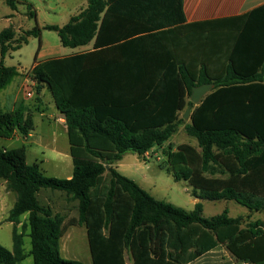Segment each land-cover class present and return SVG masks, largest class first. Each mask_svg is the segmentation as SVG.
Segmentation results:
<instances>
[{"label":"trees","instance_id":"obj_1","mask_svg":"<svg viewBox=\"0 0 264 264\" xmlns=\"http://www.w3.org/2000/svg\"><path fill=\"white\" fill-rule=\"evenodd\" d=\"M4 1L17 10V0ZM183 4L88 0L64 26H36L20 39L12 27L0 32V93L19 75L6 56L42 30L56 32L66 48L93 42L90 52L35 59L36 89L47 87L65 118L73 175L46 176L41 163H27L25 145L0 146V181L17 194L7 217L13 249L0 245V264L28 256L33 264H85L62 257L65 217L40 203L44 189L78 201L70 224L86 227L92 264H190L218 247L237 264H264V221L244 225L228 210L207 218L201 202L235 201L264 213V6L227 28L223 21L187 23ZM209 83L214 89L191 102L193 88ZM188 107L189 118H181ZM181 124L197 146L164 149L161 167L192 187L200 202L190 212L157 200L114 167L126 154L144 158L164 148ZM34 127L24 105L8 112L0 104V138H27Z\"/></svg>","mask_w":264,"mask_h":264},{"label":"rangeland","instance_id":"obj_2","mask_svg":"<svg viewBox=\"0 0 264 264\" xmlns=\"http://www.w3.org/2000/svg\"><path fill=\"white\" fill-rule=\"evenodd\" d=\"M17 10L13 11L4 0H0V32L8 27L14 28L16 32V38L20 39L25 36V33L32 30L36 26L40 27L39 22L47 21V24L62 25L63 21L60 19V15L55 13H62L65 9V4L75 5L82 3L86 0H17ZM12 11V12H11ZM11 12L13 24L9 26L3 17L5 13ZM34 13V17L30 15ZM39 20V22H38ZM46 25H44L45 27ZM41 28V27H40ZM43 28V27H42ZM71 52V49L64 48L60 42L59 36L54 31L42 30L40 38L30 37L28 44L24 45L20 50L15 52H9L5 58V64L8 66H15L22 69L21 72L24 75H29L31 78V71L35 59H43L45 56L64 55ZM32 80V79H30ZM24 99V97H21ZM25 100V99H24ZM184 112L181 114L183 117ZM47 142L41 145L25 143L27 148L28 164L35 162H41L45 159L44 164H41V169L46 176L55 177L60 179H66L73 173V163L71 157L67 160H63L60 157L58 150L66 151L69 148V140L66 138H58L57 142L55 138H47ZM197 143L194 138L189 137L184 132L183 124L180 125L178 132L171 137V139L164 145V148L156 147L145 155L144 158L138 159L135 154H128L123 161L120 162L119 168L122 174L131 178L137 182L142 188L149 192L153 197L158 200L169 202L179 208L186 211L194 209L192 196V187L188 182L175 181L174 178L167 173L161 167V164L166 162V155L164 149H168L172 146L176 149L180 144L184 143ZM0 146H4L7 149L17 148L22 146L19 141H7L0 139ZM62 148V149H61ZM56 150V151H55ZM65 162V164L63 163ZM45 191L41 190L39 193V201L42 205H46L47 195ZM59 191H54L55 211L63 213L66 220V233L61 239V255L68 260H77L85 264H92L91 252L89 247V241L87 237L86 228L84 225L71 226L70 222L72 217L78 213V209L75 207V203L66 199V194ZM17 194L11 192V194L0 195V245L5 248L13 249L12 231L13 224L7 221L9 211L13 207ZM78 202V201H77ZM205 209V217H213L221 214L224 210H228L231 217L241 216L243 222L247 218L245 212L247 209L235 201H202ZM60 214V213H59ZM62 215V214H61ZM264 218V213L259 215ZM256 217V216H255ZM27 215L22 217V222H26ZM21 230V225L19 226ZM29 230H27V233ZM31 249V239L28 235L25 236V250L29 252ZM227 251L225 248H221L219 252H216L210 257L201 260H196L191 264H218L220 259L225 258ZM130 257V254L127 253ZM126 255V256H127ZM21 264H33L32 256H28Z\"/></svg>","mask_w":264,"mask_h":264},{"label":"crops","instance_id":"obj_3","mask_svg":"<svg viewBox=\"0 0 264 264\" xmlns=\"http://www.w3.org/2000/svg\"><path fill=\"white\" fill-rule=\"evenodd\" d=\"M87 4H88V0L82 2L81 4L80 3H77L75 5L65 4V9L62 13H59V14L55 13L57 15H60L59 17L63 21V24L59 26H64L65 24H67L70 18L74 15L79 14L83 9L87 7ZM261 6H264V0H184V4H183L187 23L192 24V23L209 22V21H223L224 23L226 22L225 26L227 28L229 27L228 24H230L228 22H230L231 20L245 16ZM11 12H7L3 16L6 22L9 23V26L13 24L12 19H11L12 17ZM39 24L41 28L44 27V25H53V24H47V21L39 22ZM68 49H71V52L68 54H64L60 56H57V55L51 56L50 54L49 56L48 55L45 56V58L43 59H38L37 62L41 63L49 59L69 57L75 54L90 52L93 49V42L84 47H79L75 49L68 48ZM34 65L35 64H33V66ZM18 70H19V75L14 79L11 85H9L5 90H3L0 93V104L2 106V109L8 112L14 111L20 105H24L25 113L26 115L32 116L35 127H34V130L29 134L27 138H24L19 132H16L14 137L10 139H4V140L19 141L22 143V145H24L25 143L41 145L43 143H46L48 141L47 138H50V137L55 138L56 142L58 138L68 139L65 118L58 111L50 90L47 87H43L41 88L40 92H38V90L36 89L37 84L33 80H30L31 79L30 76L24 75L21 72L22 69L18 68ZM28 92L32 93L31 97H27ZM21 97H24L25 100L21 99ZM0 139H3V138H0ZM189 144H192L193 146H197V143L195 142L189 143ZM58 149H57L58 154H60V157H63L64 161L67 160L68 157H71L70 146L66 151L58 150ZM127 155L128 154H126L123 157V159H125ZM136 156L138 159H142V157L138 155ZM123 159L121 161H123ZM121 161L114 164L115 169H117L120 173H122V171L119 168ZM44 162H45V159L42 160L40 163L44 164ZM65 162L63 163L65 164ZM72 175H69L68 178H71ZM11 192L12 191L7 190V182L0 181L1 197L4 194L9 196ZM45 192L47 195V199L45 202L46 206H50L55 214L60 213L64 215L61 212L55 211L54 202L52 201V198H54V191H45ZM38 197H39V194H38ZM66 199H67V196H66ZM16 200H17V197H16ZM16 200L14 201V204ZM73 202L75 203V207L77 208L78 202L77 201H73ZM197 202H200V201L195 198L193 201L194 208ZM203 209H204V205H203ZM193 210H190V211H193ZM204 213H205V209L203 210V215ZM260 214L262 213L251 212L249 209H247V211L245 212V215L247 218H250V219H247V220L245 219L244 225L250 222H255L257 220L264 221V218H261L259 216ZM25 215H27V218H28V214H25ZM78 216H79V213H77L72 218L77 219ZM238 217H241V216H238ZM64 225H66V220L64 222ZM71 226H75V225H71ZM221 248L222 247H218L215 250H212L211 252H209L204 257L198 260L204 259L206 258V256L210 257V255L216 252H219ZM60 251H61V242H60ZM126 258H127L128 263H130L131 262L130 257L127 255ZM218 264H237V263L232 258V256L227 252V254L225 255V258L220 259Z\"/></svg>","mask_w":264,"mask_h":264},{"label":"water","instance_id":"obj_4","mask_svg":"<svg viewBox=\"0 0 264 264\" xmlns=\"http://www.w3.org/2000/svg\"><path fill=\"white\" fill-rule=\"evenodd\" d=\"M213 89H214L213 83L203 84L201 86L194 87L192 90V94L190 96L191 102L198 105L202 101V99ZM190 112H191V108L188 107L185 111L184 119L189 118Z\"/></svg>","mask_w":264,"mask_h":264},{"label":"built area","instance_id":"obj_5","mask_svg":"<svg viewBox=\"0 0 264 264\" xmlns=\"http://www.w3.org/2000/svg\"><path fill=\"white\" fill-rule=\"evenodd\" d=\"M32 96V93L31 92H28L27 93V97H31Z\"/></svg>","mask_w":264,"mask_h":264}]
</instances>
